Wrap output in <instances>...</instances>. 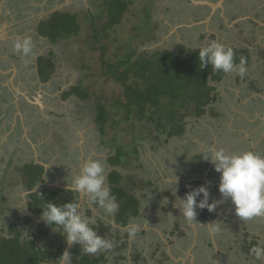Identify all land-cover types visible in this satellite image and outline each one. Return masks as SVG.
I'll list each match as a JSON object with an SVG mask.
<instances>
[{"label":"rangeland","instance_id":"obj_1","mask_svg":"<svg viewBox=\"0 0 264 264\" xmlns=\"http://www.w3.org/2000/svg\"><path fill=\"white\" fill-rule=\"evenodd\" d=\"M10 1L17 3L13 7L9 5L0 7V68L10 63L14 71L4 74L6 81L2 82L0 78V115L3 118L0 125V189L6 194L2 203L0 199L2 205L0 206V239L13 237L15 229H18L22 230L26 237L32 234L38 236L37 245L45 250L55 249L58 245V234L51 228L55 226H46L39 219L41 214L32 213L28 209L29 194L32 192L16 178L5 176L8 170L9 176L12 174L10 169L13 170L17 163L24 164L35 159L34 150L27 137L37 145L39 159L48 163L53 170L52 173H46L44 176L47 183H55L58 179L63 185H66V182L70 184L72 177L80 172L84 163L89 160H99L105 166V175L107 171L115 168L124 177L123 186L129 191L132 189L139 198H143V193L149 191V189L143 190V187L145 188L149 181H155L156 185L153 186V192L149 195L167 198L168 203H176L169 191L173 189L174 192L176 189V176L177 187L181 182L180 168L195 171L193 176L190 174L186 178H193L196 175L201 178L203 174L204 179L208 174V168L213 167L209 161L204 160L212 150L223 149L227 153L250 150L249 147L235 146L236 143L240 144V140L231 135L233 131H239V135L240 132H247L249 138L253 136L249 143H254L257 154L264 156V115L263 120L256 122L254 119L256 123L253 124L246 123L242 120L243 117L239 116H236L237 119L234 121V114L238 112L239 114L251 113L243 106H238L239 98L236 96L243 93L247 81L252 79L257 82L258 80L257 86L264 88V60L260 58L257 60V55L252 63L245 64L246 72L243 76L233 72L223 74L220 81H209L216 90L213 92L215 101L207 107V113L196 119L192 110L189 112L182 110V113H188L185 119L188 122L185 125L186 133L171 139L170 143L164 147L155 149L151 147L154 129L151 124H148L147 119L134 121V127H132L122 118L120 107L112 111V121L107 124V134L104 137L99 134V126L95 123L96 106L103 103L110 107L124 90L120 83L106 75L103 59L107 62L120 59L125 53V46L129 43H131L130 50L139 52L144 50L174 52L180 45L187 49L198 50L211 41H217L226 48H232L239 39L238 32L220 30L219 23L216 21L208 22L200 27L193 23H185L184 17L188 18L192 14L187 13L190 9H187L179 0H126L128 12L123 15L119 24L113 25L106 33L101 34V42H98L95 41L96 34L91 26L93 20L91 16L95 13L101 14L99 22L100 26L103 25L108 21V7H118L115 0ZM44 3L49 6V9ZM104 3L108 7H103ZM244 3L247 4V1L244 0ZM18 4L20 6H17ZM146 8L150 9L154 22V25L150 27L146 25ZM55 11L78 14L79 31L75 35L71 34L67 40L61 39L59 42L51 43L47 38L37 35L36 22L42 19L49 20ZM24 37L31 39L32 55L30 57H22L13 51L14 42ZM38 56L50 57L55 61V69L45 82L38 80L37 77ZM4 84L6 87H3ZM79 84L91 95L90 99L84 102L80 101L76 95L66 96L72 86ZM240 97L244 99L246 96L244 97L243 94ZM24 100L28 101L29 105L22 104L21 101ZM11 102L16 104V109ZM23 126L25 129L22 128ZM135 129L139 130L138 138L143 144V147H140L139 158L135 159V156H132L129 158V164L111 168L108 158L115 154L120 144L124 143L123 145L129 147L134 142L131 131ZM241 137L244 138V134L239 138ZM247 137L244 139L249 141ZM199 154H206V156L199 159L193 158ZM197 169L201 172H196ZM211 177L217 181L220 179L216 173ZM128 178L133 179L134 183L127 181ZM38 185H40L39 189L43 187L50 190L59 189L42 183ZM106 185L109 187L107 178ZM184 187L186 186L178 188L176 195L180 198L197 188L196 184L189 186L186 192ZM60 190L59 199L61 200L66 198L75 200L77 197L76 193L67 192L65 189ZM208 190L211 192V189ZM151 201L144 202L143 210L147 209L150 213L145 225L162 231L167 235V237L163 236L160 232L163 238L172 239L173 243L187 254L190 247L189 238L180 235L171 236L173 227L171 223L169 224L171 220L162 216L160 209L154 211L153 205L157 202L155 199ZM221 204L226 206V203ZM120 205L121 203L119 208ZM227 208L228 210L225 211L230 217V225L232 227L238 225V227L234 229L235 231L228 229L227 234H224L225 224L219 226L221 223H218L220 230L216 233L219 255L217 262L219 264H264V261H256L250 255V251L242 248L244 238L234 235V232L240 228L241 233L248 234L253 231L251 228H257L262 238L259 239L255 237V234L252 236L250 234L246 240L248 242L256 239L258 242L264 241V220L255 218L253 221L240 220L235 215L231 201ZM89 209L93 214L95 213L90 218L93 223L102 220L115 224L114 217L117 211L109 215L103 208L89 204L85 199L81 209L85 218H89L86 214ZM176 211H173L175 216H177ZM212 217L214 218L215 215ZM145 222L146 220L143 223ZM12 224H15L17 228H13ZM245 225L246 231L242 232ZM108 237V235L104 236L105 239L110 238ZM162 237H159V232L155 235L140 234L135 239H130L128 247L121 252L116 249L118 244L109 239L114 242V247L104 251L107 261L102 264H148L147 258L149 264H182L185 255L172 249L176 246L170 247V251L180 262L173 261L171 258L166 259L161 254L163 251L168 252V248L162 244L164 242ZM205 238L206 244L209 241L212 243L208 235ZM135 247L142 251L146 260L135 258L137 252ZM213 253L215 251L210 246L206 251L193 252L194 263L214 264ZM98 254L92 256H98ZM121 255L124 258H120ZM158 258L162 261H158Z\"/></svg>","mask_w":264,"mask_h":264},{"label":"trees","instance_id":"obj_2","mask_svg":"<svg viewBox=\"0 0 264 264\" xmlns=\"http://www.w3.org/2000/svg\"><path fill=\"white\" fill-rule=\"evenodd\" d=\"M118 7H108L104 3L103 7L107 6L108 21L100 26L101 14L95 13L92 20V28L95 32V41L101 42L100 35L106 33L113 25L119 24L123 15L128 12V3L126 0H115ZM146 25H154L150 9L146 8ZM116 18H114V17ZM140 30V28H138ZM79 31L78 14L71 12H55L47 21H43L39 25V32L46 37L51 43L59 42L61 39L67 40L69 36L77 34ZM135 39H137L135 37ZM131 43L125 46V53L120 59L115 62H107L103 59L104 72L108 77L120 83L124 90L117 101H114L110 107L99 103L96 106L95 123L99 126V134L104 137L107 134L106 126L111 122L112 111L120 107V114L124 121L129 122L134 127V121L147 119L148 124L153 127V143L152 148L164 147L170 143V140L186 133L185 125L188 123L185 119L187 112L193 111L196 119L201 118L207 113V107L215 101L213 92L216 88L209 84V81H220L223 72H213L211 67L201 69L199 67L198 50L187 49L180 45L179 49L172 52L169 50H130ZM234 62L239 64L241 59L245 63L249 62L248 50L234 49ZM54 53V52H51ZM38 71L42 80L45 82L49 79L55 69V61L50 57L40 56L38 58ZM210 79V80H209ZM67 95H76L80 101L90 99L91 95L83 89L81 84L71 87ZM121 110H123L121 112ZM182 110L187 111L185 114ZM3 118L0 115V125ZM139 130L131 131L134 136V142L126 147L120 144L115 150V154L108 158L111 167L118 165L129 164V158L135 156L138 159L140 156V147H143L140 138H138ZM115 142V140L113 141ZM206 154H199L193 158L199 159ZM127 160V161H126ZM5 176L16 178L23 186L32 191L38 183H45V169L32 160L24 164L15 165V168L10 169ZM191 173L190 170L186 174ZM124 177L113 169L108 174L109 188L112 195L116 197V202L120 205L119 210L115 215L116 224L123 228L129 225V222L143 216L141 214V205L143 198H139L134 192L127 190L123 186ZM129 182L133 179L128 178ZM184 181V180H183ZM201 181H196L200 183ZM132 184V183H131ZM190 184H195L192 182ZM155 181H149L144 189L153 191ZM186 186L184 182H180L179 186ZM149 186V187H148ZM179 186L177 188H179ZM189 186L184 187V191L189 190ZM43 187L36 192L29 194L28 209L32 213L41 214L42 209L46 207V202L56 204H64L71 202L73 198L59 199L60 189L50 190ZM73 193V192H70ZM173 200V189L169 191ZM135 195L137 197H135ZM6 194L0 189V199L3 202ZM0 203V206H2ZM199 211H198V210ZM196 211L202 216L207 215L208 210L197 208ZM87 217L91 218L93 212L91 209L86 212ZM55 226V225H53ZM97 234L101 237L108 235L111 240H114L118 246L117 251L126 249L129 245V237L127 232L123 234L122 229L113 231L114 226L106 224L99 220L97 223L90 225ZM180 221H176V227L172 231L174 235L180 229ZM13 228H17L12 224ZM140 231L138 234L143 233ZM58 245L55 249L45 250L37 245L38 236L33 234L24 236L22 230L15 229L14 236L11 238L3 237L0 239V264H56V259L64 252L66 243L64 242V234L58 232ZM32 239H29L31 238ZM253 246H258L257 241L246 243V249L250 251ZM248 247V248H247ZM72 264H102L106 262L105 252H100L98 256L84 254L77 245L70 252ZM165 256V254H164ZM120 258H124L123 255ZM137 260H142L141 253H135ZM144 260V259H143Z\"/></svg>","mask_w":264,"mask_h":264},{"label":"clouds","instance_id":"obj_3","mask_svg":"<svg viewBox=\"0 0 264 264\" xmlns=\"http://www.w3.org/2000/svg\"><path fill=\"white\" fill-rule=\"evenodd\" d=\"M13 51L22 57L32 55V43L30 37L17 39L13 44ZM235 52L231 47H225L217 41H211L207 46L201 47L198 51L199 67L201 69L210 66L213 72L237 73L243 76L246 72L245 61L241 59L237 65L234 62ZM204 160L214 166V171L220 174L218 191L221 200L209 202L210 192L206 186H199L187 192L183 198L178 197L176 176V189L174 197L176 203L173 207L180 210V215L187 221L193 222L196 219L197 211L207 209L215 211L220 203L230 200L235 209V215L242 221H249L264 216V156L252 151H244L238 154H230L225 150H212ZM114 168V167H113ZM67 192L77 194L75 200L64 204L46 202L42 209L40 221L51 227L58 234L62 231L66 245L80 246L84 254L95 255L103 251L111 250L114 242L105 239L97 234L90 225L93 221L85 218L79 200H87L89 204L97 205L104 209L105 213L112 215L118 208L116 197L112 195L110 188L106 185L105 166L99 160H89L82 166V169L67 183ZM198 197H202L198 201ZM161 203L167 205L165 198ZM79 209V211H78ZM26 210V209H25ZM214 222L209 226L213 233L219 231ZM141 231V224L135 221L129 222L127 235L129 239H135ZM27 234V233H26ZM256 261H264V247L253 246L250 249ZM73 255L64 251L56 264H72Z\"/></svg>","mask_w":264,"mask_h":264},{"label":"flooded vegetation","instance_id":"obj_4","mask_svg":"<svg viewBox=\"0 0 264 264\" xmlns=\"http://www.w3.org/2000/svg\"><path fill=\"white\" fill-rule=\"evenodd\" d=\"M210 1L217 3L219 0H210ZM245 1H247V4L244 3V0H224L223 8L219 7L217 10L213 11L209 6H197L194 5L192 2H190L189 0H179V2H182L181 4L185 5L187 9H190V11L187 13L192 14L188 18L184 17L183 21H185V23H193L194 25L200 27L204 24H207L208 22L216 21L219 23L220 30L224 29V30H228V32L230 30L238 32L239 39L237 41V44L232 46V49H237V50L247 49L249 56L248 63H252L253 60L255 59V55H257L256 57L257 60L259 58L261 60L262 59L264 60V0H245ZM45 7L48 8L49 6L45 5ZM43 21H47V20L42 19L36 22V26H37L36 33L39 37L46 38L42 36L39 32V25ZM39 57L40 56H38V58ZM36 67H37L36 72H37L38 80L43 81L38 71L39 68L38 59H37ZM2 68L6 72L11 70V72L7 74L14 72L11 69L12 65H10V63L9 65L2 66ZM0 78L2 79V82L6 81L4 74H0ZM257 83L258 80L257 82L256 80L255 82L252 81V79H249V81H247V85H245V90L241 94V95L244 94V97L246 96L244 99L240 97L241 95L236 94V96H238L239 98L238 106L239 105H241L240 107L243 106L244 108L250 110L251 113L239 114L238 112L234 114V121L237 119L236 116L243 117L242 120H244L248 124H253L256 123L257 121L263 120L262 116L264 115V111H263L264 88H259L257 86ZM3 87H6V84H4ZM7 89H9V87H7ZM11 103L14 104V107L16 109V104L14 102ZM21 103L25 105H29L28 101L26 100L21 101ZM35 110L38 111V109L36 108ZM38 115H40L39 112ZM254 119L256 120V122L253 121ZM234 129L237 130L236 128ZM240 133H241L240 135L244 134V138L247 137L248 135L247 132H243V133L240 132ZM231 135H233L235 138L238 137V139L240 140V144L238 143L235 144L236 147L242 146V147L250 148V146L252 145L249 142H251L252 140L251 138H253V136H251L250 138L247 137L249 141H246V139H244L243 137L239 138L240 137L239 131H235V132L233 131Z\"/></svg>","mask_w":264,"mask_h":264},{"label":"crops","instance_id":"obj_5","mask_svg":"<svg viewBox=\"0 0 264 264\" xmlns=\"http://www.w3.org/2000/svg\"><path fill=\"white\" fill-rule=\"evenodd\" d=\"M14 2L15 1H17V0H13ZM17 3V2H16ZM16 3H13L12 1H10V0H0V7H6L7 5H9V7H13L14 6V4H16ZM20 4V3H19ZM17 5V6H20V5ZM1 71H0V74H7L8 72H6V71H4L2 68L0 69ZM2 125V124H1ZM22 128H24V126L22 127ZM233 150H235L234 148H233ZM249 151H252V152H255V153H257V148L255 147V145H254V143L250 146V150ZM230 154H238L237 152L236 153H231V152H229ZM240 153V152H239ZM35 156V155H34ZM35 160V159H34ZM115 169V168H114ZM113 170V169H112ZM111 170V171H112ZM188 170H190V169H186V168H180V171H181V173H180V179H181V181L182 182H184V183H186V186H188V185H190V186H192L193 184H190L191 183V181L192 182H195V184H196V186H197V188L199 187V186H201V185H203V186H206L208 189H211V192H210V198H209V202L210 203H212L213 201H219V200H221L222 198H221V194L219 193V191H218V186H219V183H220V179H219V181H217V180H215V179H213L211 176H214V174L216 173V174H218V176L220 177V174L219 173H217V172H215V171H213L214 170V166L213 167H209L208 168V170H207V172H208V174L205 176V178L203 179L202 177H203V174H201V178H200V176L199 177H197V175L195 176V177H193V178H186L188 175H190V174H192L191 176H193V173L195 172H193V170H191V173H188V174H186V171H188ZM199 169H197L196 170V172L198 171ZM52 169L50 168V171H48L47 172V174L49 173H52ZM111 171H107V173H106V178H107V182H108V174L111 172ZM198 172H201V171H198ZM211 173V174H210ZM199 174V173H198ZM203 179V180H202ZM184 180V181H183ZM187 181V182H186ZM196 181H201L200 183H196ZM71 183V182H70ZM194 184V185H195ZM108 185H109V182H108ZM199 185V186H198ZM151 192H153V191H148V192H146V193H148V194H150ZM146 193H143V196L146 194ZM171 198H172V196H171ZM202 197H198L197 199H198V201H199V199H201ZM152 199H155L156 200V202H157V204L156 205H153V207H154V211H158L159 209V212H161L162 213V216H166V217H168L169 219V224L171 223L172 224V229H171V236H173L172 235V231H173V229H175V227H176V221L178 222V221H180V229L174 234V235H180V236H185L187 239L189 238V241H190V247H189V249H188V251H187V254H185V253H183V250H181L179 247H177L174 243H173V240L172 239H165V238H163L160 234V232H162V231H158L157 229H154V228H152V227H147V225H145L147 222H148V217L150 216V213L148 212V210L147 209H145V211L143 210V207H144V202L145 201H149V202H152L151 200ZM165 198L164 197H159V196H155V195H147V196H145V198L143 199V203H142V205H141V214L143 215V216H140V218H137V219H139V221H136L137 219H135V220H133V221H135V222H137V223H140L141 224V231H144L143 233H140L141 235H146V234H154L155 235V233L156 232H159V237H162V240L164 241V242H162V244H164V246L166 247V248H168V252L167 251H163V252H161V254L164 256V254H165V257H166V259L167 258H171V259H173V261H176V262H180V261H178L174 256H173V253H171V248L173 247V246H176L175 248H172V249H174V250H176V252L177 253H180L181 255L183 254V255H185V259H182V264H195L194 263V258H193V256H192V254H193V252H197V251H206L208 248H209V246H210V248H212L213 247V249H214V251H215V253H213V259L215 260L214 261V264H219L218 262H217V257H219V255H218V253H217V250H218V246L216 245V241H217V239H218V236H216V233H218V231L217 232H215V233H213L212 231H210V228H209V226L208 225H210V224H212V223H214V222H218V223H221L219 226H221L222 224H225V230H223V231H225L224 232V234H227V231H228V229H232L233 231H235L234 229L236 228V227H238V225L236 226V227H232L231 225H230V217L228 216V213H226V211L228 210V208H227V206L230 204V200H228V201H225V202H223V203H226V206H224L223 204H219L218 206H217V208L215 209V211H213V212H209L208 211V213H207V215H205V216H202L201 215V213H198L197 212V216H196V219H195V221H193V222H189V221H187V220H185L184 218H181L182 216L180 215V210L178 209V208H175V207H173V203H168L167 205H165V204H163V203H161V201H163ZM173 199V198H172ZM64 200V199H63ZM84 202V201H83ZM86 202V201H85ZM229 202V203H228ZM95 208V207H94ZM93 209V208H92ZM176 209H177V211H176ZM198 210V209H197ZM226 210V211H225ZM118 211V210H117ZM173 211H176L177 212V216H175V214L173 215ZM199 211V210H198ZM172 212V213H171ZM93 215H95V213L93 214ZM116 215V214H115ZM215 215V217L213 218L212 216H214ZM179 218H181V219H179ZM143 219V220H142ZM255 219H261V220H264V216H262V217H257V218H255ZM144 220H146V222L145 223H143L144 222ZM102 221V220H101ZM250 221V220H249ZM251 221H253V219L251 220ZM104 222V221H103ZM114 222H115V224H112L113 226H114V229H113V231L115 232V230L116 229H122L123 230V234L124 233H126L127 232V227L128 226H126L125 228H123L121 225L119 226V225H117L116 224V219H115V217H114ZM106 224H110V223H107V222H105ZM218 223H217V225L216 226H218ZM150 224H151V222H150ZM218 226V227H219ZM245 228H247V226L245 225L243 228H242V232H245L246 230H245ZM241 229V228H240ZM240 229H238V231L237 232H234V235L236 234V236H238V237H242V238H244V239H242V241H244V243H243V249L244 250H247L246 249V243H248V240H246V238L250 235V236H252V235H254L255 234V237H257V238H259V239H261L262 238V235L257 231V228H251L253 231H251L250 232V234H248V233H241L240 231ZM156 231V232H155ZM230 232V231H229ZM228 232V233H229ZM163 233V232H162ZM140 234H137V236L138 235H140ZM170 234V233H169ZM206 235H208V238L210 239H212V243L209 241V243L208 244H206V238H205V236ZM158 236V235H157ZM163 236H166L167 237V235L166 234H164L163 233ZM171 236H169V238H171ZM204 239H203V238ZM104 238V237H103ZM106 238V237H105ZM109 238V237H108ZM110 239V238H109ZM255 241H257V239L255 240ZM250 242H252V241H250ZM263 242V243H262ZM257 243H258V246H260V247H264V241H257ZM137 244V242L135 243V245ZM174 244V245H173ZM134 245V244H133ZM160 244H158V246H159ZM171 247V248H170ZM248 248V247H247ZM66 249V248H65ZM64 249V250H65ZM135 250L137 251L136 253H141L142 254V251L140 250V249H138V248H136L135 247ZM156 255V254H155ZM142 258L143 259H145L146 257H144V255L142 254ZM142 259V260H143ZM159 259V258H158ZM146 260V259H145ZM156 261H157V258L155 259ZM147 263L149 264V261H148V258H147ZM145 261V262H146ZM158 261H162V260H158ZM140 264H143V263H140Z\"/></svg>","mask_w":264,"mask_h":264},{"label":"water","instance_id":"obj_6","mask_svg":"<svg viewBox=\"0 0 264 264\" xmlns=\"http://www.w3.org/2000/svg\"><path fill=\"white\" fill-rule=\"evenodd\" d=\"M190 2H192L194 5H197V6H209L213 11L217 10L219 7H222L223 8V3H224V0H219L217 3L216 2H212L210 0H189ZM1 71V70H0ZM25 129V127H24ZM27 140L29 141L30 145L32 146L33 150H34V155H35V163L38 164V165H41L44 167L45 169V174L50 171V165L48 163H45L43 161H41L39 159V153H38V150H37V145L32 142L28 137H27ZM44 185H47L49 187H57L59 189H65L67 188V185H63L59 182V180L57 179L55 183H42ZM40 188V185L36 186L35 189L31 192H36L38 189ZM83 200H79L78 203L82 204ZM79 211V209H78ZM71 246H66V249L64 251H69L71 250Z\"/></svg>","mask_w":264,"mask_h":264}]
</instances>
